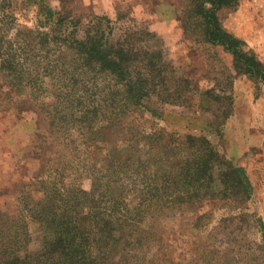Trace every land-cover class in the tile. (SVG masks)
I'll return each instance as SVG.
<instances>
[{
    "label": "trees",
    "instance_id": "trees-1",
    "mask_svg": "<svg viewBox=\"0 0 264 264\" xmlns=\"http://www.w3.org/2000/svg\"><path fill=\"white\" fill-rule=\"evenodd\" d=\"M75 1L59 0L53 11L43 0H0V93L25 97L23 106L8 102L5 110L35 112L41 128L55 134L49 143L56 157L51 165L40 161V173L23 184L27 195L18 200L40 228L39 250L19 247L30 244L25 218L0 213V264H95L91 251L99 246L153 244L144 225L156 209L201 213L220 202L224 217H247L252 187L241 167L204 136L144 128L158 118L144 103L181 105L186 92L161 50L142 45L149 33L118 28L119 17L82 13ZM236 5L198 0L195 14L206 42L264 87V63L242 51L218 20L219 11ZM208 93L201 95L212 98ZM204 221L195 228L208 225L212 214Z\"/></svg>",
    "mask_w": 264,
    "mask_h": 264
},
{
    "label": "rangeland",
    "instance_id": "rangeland-1",
    "mask_svg": "<svg viewBox=\"0 0 264 264\" xmlns=\"http://www.w3.org/2000/svg\"><path fill=\"white\" fill-rule=\"evenodd\" d=\"M43 1L53 11L60 7L59 0ZM197 2L168 0L172 5L169 14L170 8L160 7L164 2L159 1V8L155 5L147 12L134 9L140 0H122L116 2L112 17H106L112 21L119 17L118 28L148 32L150 37H143L142 45L148 46L149 41L150 46L161 50L175 77L185 81L182 95L188 99H181V105H162L156 99L144 103L145 108L158 114L150 123L144 122V128L156 124L184 136H204L223 159L241 167L248 177L252 187L246 205L248 215L224 217L226 211L218 209L220 202L201 213L156 209L144 225L151 233V243L154 239L155 243L118 244L116 250L99 246L91 251L95 264H264V87L239 72L222 47L206 42L203 19L195 14ZM145 3L156 4L157 0ZM74 4L82 13L103 16L88 0H76ZM15 16L19 23L18 10ZM217 16L222 29L242 42L241 50L264 63V0H237L235 7L222 9ZM155 21L158 24H152ZM120 32L116 29L115 34ZM206 92L212 98L201 95ZM5 97L0 93V213L26 219L30 244L19 247L34 253L41 246L40 228L27 218L25 204L18 200L27 195L28 188L23 184L40 173V161L51 160V165L56 159L50 155L55 143H49L55 134L41 128L32 110H5L8 102L19 104L24 95ZM228 110L229 118L224 120ZM81 184L86 190L90 187L89 180ZM209 214L212 221L196 229V221H204Z\"/></svg>",
    "mask_w": 264,
    "mask_h": 264
},
{
    "label": "crops",
    "instance_id": "crops-1",
    "mask_svg": "<svg viewBox=\"0 0 264 264\" xmlns=\"http://www.w3.org/2000/svg\"><path fill=\"white\" fill-rule=\"evenodd\" d=\"M88 1H89V4L92 5L91 7H93L94 11L97 14L112 17L115 6L117 4L116 2L122 1V0H88ZM159 1L164 2V5H160L161 8H165V9L170 8L168 13L171 14L172 5L171 3H168V0H157L156 4H151V5H149V3L148 4L145 3L147 2V0H143V1L140 0L141 3H138L134 7V9H146L147 12H149V7H154L156 5V7L159 8V4H158ZM167 4L170 5V7L167 6ZM152 24H158V23L155 21V22H152ZM153 29H156V28L153 27Z\"/></svg>",
    "mask_w": 264,
    "mask_h": 264
}]
</instances>
